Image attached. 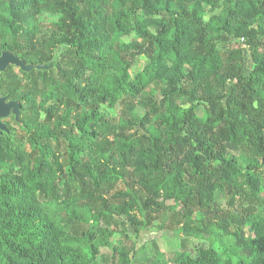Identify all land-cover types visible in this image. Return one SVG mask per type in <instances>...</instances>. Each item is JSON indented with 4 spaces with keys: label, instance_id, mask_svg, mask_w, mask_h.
I'll use <instances>...</instances> for the list:
<instances>
[{
    "label": "trees",
    "instance_id": "obj_1",
    "mask_svg": "<svg viewBox=\"0 0 264 264\" xmlns=\"http://www.w3.org/2000/svg\"><path fill=\"white\" fill-rule=\"evenodd\" d=\"M225 1L209 27L205 0H0V58L42 66L0 73L26 132L0 134V264H98L113 239L180 207L214 219L175 231L199 241L195 254L153 264H264V0ZM141 58L142 89L128 79ZM129 97L147 113L126 104L111 140L104 118ZM168 189L174 206L160 200Z\"/></svg>",
    "mask_w": 264,
    "mask_h": 264
},
{
    "label": "rangeland",
    "instance_id": "obj_2",
    "mask_svg": "<svg viewBox=\"0 0 264 264\" xmlns=\"http://www.w3.org/2000/svg\"><path fill=\"white\" fill-rule=\"evenodd\" d=\"M205 10H206V24L207 26H212V24L215 22V20L225 11L227 7V3L225 0H205ZM43 25V24H41ZM44 26V25H43ZM45 28V27H44ZM31 37L34 40H37L36 38L41 39V35H38L36 38L32 34ZM2 41H9L4 40L3 37L1 38ZM127 43V40L125 41ZM237 46V45H236ZM148 63L147 58H141L139 61L128 71V79L130 81H135L138 77L137 84L139 85V88L142 89L145 84L146 79L143 78V75H140V69ZM15 74L18 75L20 79H24L25 76L23 74V68L21 66H13ZM57 78L60 79V75H57ZM85 79V78H84ZM148 87V86H147ZM149 89L145 88V91H143V94L149 93ZM146 96V95H145ZM0 97H3L0 95ZM141 99V98H140ZM140 99L137 101H134L133 98H128L127 102L120 106V108L117 110V112L109 113L110 115L104 118L106 124L110 125L111 133L109 134L111 136V140H113L114 136L120 135L123 130L118 129L119 127H124L127 125V115H124L127 112L126 104L129 105L132 109V113L139 118L145 117L147 111L142 107V105L139 103ZM9 102L8 99L6 103ZM183 108H186L185 105L181 107V109L177 112V117L181 120L183 119ZM63 109V108H62ZM17 114L16 112L12 111L10 115L6 118L0 119V122L6 127V132L8 133H15L19 139L22 140L24 136H26L25 130L22 128V121H23V115L20 111ZM202 114V112H200ZM59 115V114H57ZM56 118H58V116ZM77 113H73L72 116L75 117ZM60 117V115H59ZM50 121V119L47 117V115L43 116L41 119L38 120L39 124H46L49 122V124H53V121L56 119ZM156 124V123H155ZM157 125V124H156ZM61 147L57 143L53 144L54 149L58 151V153L62 152L64 154L63 150V142H60ZM32 152V147L30 145H27L26 153ZM67 155H64L61 159L62 164L65 165L66 160L65 158ZM86 159L91 161L92 163H98L99 162V154L96 152H93L92 154H88L86 156ZM2 172V169L0 168V173ZM263 199L261 203L258 205V209H254V211L259 212L260 214L264 215V189L262 191ZM173 190L168 189L167 192H165L164 197H162L160 200L165 202V206H174L173 202ZM218 206L224 207L226 194L224 192H218L216 195ZM42 203H46V200L44 198H41ZM84 203V202H82ZM81 203V204H82ZM220 204V205H219ZM55 210V209H54ZM198 207L190 208V212L188 215L189 217L192 216V221L187 220L186 212L181 211V207L178 208L176 211H170L164 209L161 212H158V210L154 211L152 213L153 217V225L157 227L155 230H151L149 232L142 233L138 238L135 236V234L130 231L128 239L126 238H115L112 240L113 250L105 249L102 250L101 256L98 259V264H118L119 263V257L116 254L117 250H125L127 253H132L133 250L136 249L137 256L133 259L132 264H153V261L156 258L157 253L164 254L165 258L169 261H174L177 259L178 256L185 255V254H195L198 246L200 245L199 241L195 239H188L184 236V233L179 237L175 238V231L177 229L183 228V227H189L191 230H194L195 232L199 231L201 228L204 227V224L207 225L214 219V215L207 210H201ZM199 213L203 216V223H200L199 220L201 217L199 216ZM199 222V223H198ZM151 224V225H152ZM249 235L251 233L248 232ZM228 243V240H226Z\"/></svg>",
    "mask_w": 264,
    "mask_h": 264
},
{
    "label": "water",
    "instance_id": "obj_3",
    "mask_svg": "<svg viewBox=\"0 0 264 264\" xmlns=\"http://www.w3.org/2000/svg\"><path fill=\"white\" fill-rule=\"evenodd\" d=\"M9 66H21L24 71H31L33 68H42V66H27L23 61L13 54L6 53L0 58V73L6 71ZM7 98L0 97V119L6 118L12 111L17 114L20 111L21 105L18 102H7ZM6 131V127L0 122V134Z\"/></svg>",
    "mask_w": 264,
    "mask_h": 264
}]
</instances>
